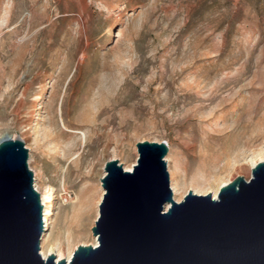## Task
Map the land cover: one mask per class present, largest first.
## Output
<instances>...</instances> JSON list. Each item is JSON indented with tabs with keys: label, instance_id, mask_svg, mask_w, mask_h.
<instances>
[{
	"label": "rangeland",
	"instance_id": "rangeland-1",
	"mask_svg": "<svg viewBox=\"0 0 264 264\" xmlns=\"http://www.w3.org/2000/svg\"><path fill=\"white\" fill-rule=\"evenodd\" d=\"M66 94V123L87 136L70 158L81 135L57 137L51 124ZM82 99L96 100L97 110L76 122ZM6 136L24 142L35 188L53 193L40 249L51 243L65 257L92 246L105 165H136L138 143H167L178 203L189 192L213 196L238 177L249 181L264 162V0H0V139ZM206 181L212 186L202 190ZM87 189L98 196L89 240L69 239Z\"/></svg>",
	"mask_w": 264,
	"mask_h": 264
},
{
	"label": "water",
	"instance_id": "water-1",
	"mask_svg": "<svg viewBox=\"0 0 264 264\" xmlns=\"http://www.w3.org/2000/svg\"><path fill=\"white\" fill-rule=\"evenodd\" d=\"M133 171L107 162L106 194L92 229L97 246L71 261L44 260L41 195L23 141H0V264H264V162L223 186L214 199L189 192L174 199L167 143L141 142Z\"/></svg>",
	"mask_w": 264,
	"mask_h": 264
},
{
	"label": "bare ground",
	"instance_id": "bare-ground-1",
	"mask_svg": "<svg viewBox=\"0 0 264 264\" xmlns=\"http://www.w3.org/2000/svg\"><path fill=\"white\" fill-rule=\"evenodd\" d=\"M36 36H34V38ZM35 40H37V39H35ZM25 45H26V43H25ZM29 55H31L33 57V56H35V52H33V50H31V51H29L27 53L22 54L21 61L18 64V67L19 68L16 70L15 76H17L19 74V72L23 69V67H24V61L27 59V57ZM37 67H38V63L33 67V70L37 69ZM69 70H70V66H68L66 68V70H64L62 76L63 77H66L68 75V73H69ZM78 70H80V69H78ZM5 72H6V68L3 69V74H5ZM37 77H38V74H36L34 76L33 81L36 80ZM85 96H86V94H85ZM69 97H70V94H66V96L64 98V101L62 102V104L60 105L59 110H58L59 111V114H58L59 116L54 113L55 115H54V118L52 119V122H51L52 126L54 127V129L56 131V136L57 137H60L62 135H66L67 133H72V134H75V135H81V137H78L77 136L78 138L76 137L75 141H72V143H71V145L69 147V150L67 151V153L65 155L67 158H70L72 156V154H74V151L81 145V143H83V141L86 142V139H87V136L85 134L86 132H83L82 130L81 131H78V130H71L70 129V126H73V125H76V124L71 123V122H68V124L66 123V119H67L66 116L68 114V110L65 109V106L68 103ZM89 99H85V100L82 99V101H81L82 103L83 102L84 103L86 102V106L84 107V105H83V108L85 110H84V112L82 111L83 115H81L80 117L78 116V119L76 120V122H86V121H88L87 116H89V115L94 116L95 115L94 114V111H95V109L97 110V108H95V102H96L97 98H96L95 102H93V103ZM100 104H101V102H100ZM81 107H82V105H81ZM58 117H59V119H58ZM60 124L62 125L61 126L62 128H60ZM11 138H13V137H11ZM2 139H0V141ZM75 154H76V152H75ZM77 160H78L77 157H75L73 163L76 164L77 163ZM257 164H255L254 166H256ZM134 166L135 165H132V166L126 168V171H130V172L133 171ZM72 168H74V166H72L71 169ZM70 171H72V170H70ZM34 176L36 177L35 181L37 182V174L35 173ZM208 182L209 181L204 182L202 185H200V188L202 190H207V187H209V186L211 187L212 186L211 185L212 183L209 184ZM226 185H227V183H224L222 186H226ZM183 186H184V188H187L188 186H191V187H193L195 189L199 187V185H197V184H194V183L190 184V183H187V182H184V185ZM36 188H37V191L38 192H41L39 190L37 184H36ZM202 190H200V191H202ZM218 192L219 191H216L213 194V198L214 199H217L218 198ZM89 193L90 192L87 189V191H85L83 194H81V196H78L77 197V203L76 204L79 207V209L77 210V212H76V214L74 216V220L71 222V224L69 226V232H68L69 233V235H68V238L69 239H75V238H72V237H76L77 239H79L81 241H88L89 240V236L87 234V227H88L89 223L92 221V219H93V217L95 215V213L93 212V209H91V206L93 205V202L98 197V196L95 197L96 196L95 195L96 193L94 194L95 196H93V195H91ZM91 193H92V191H91ZM41 196H42V202H43V205H44L43 213H44V225H45L44 226V232H45V230H48L49 225H51V223L50 224L48 223V218H47V216H49V215L51 216V213H49L47 211V204L52 200L53 193L50 192V191H46L45 193H42L41 192ZM96 239L97 238H95L94 242L91 243L92 246H97L98 245V240H96ZM40 251H41V256L43 257L44 260H47L49 258V256H51V255H55L56 256V262H60L62 260H67V262L69 263L71 261V259H72V256H73L71 254L70 256L65 257L64 252L61 249L55 248L54 245H51V243H48L47 246L42 245Z\"/></svg>",
	"mask_w": 264,
	"mask_h": 264
}]
</instances>
